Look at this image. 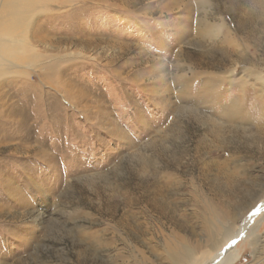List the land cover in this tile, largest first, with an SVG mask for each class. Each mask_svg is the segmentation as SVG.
I'll use <instances>...</instances> for the list:
<instances>
[{"label": "rangeland", "instance_id": "rangeland-1", "mask_svg": "<svg viewBox=\"0 0 264 264\" xmlns=\"http://www.w3.org/2000/svg\"><path fill=\"white\" fill-rule=\"evenodd\" d=\"M39 3L0 33L22 57L0 65V264H174L184 244L200 264L224 249L222 223L239 229L223 263L263 264L264 21L249 0ZM213 17L242 61L180 35Z\"/></svg>", "mask_w": 264, "mask_h": 264}, {"label": "bare ground", "instance_id": "bare-ground-1", "mask_svg": "<svg viewBox=\"0 0 264 264\" xmlns=\"http://www.w3.org/2000/svg\"><path fill=\"white\" fill-rule=\"evenodd\" d=\"M39 1L40 0H2L3 8L5 7L7 9H5V8L3 9V14H2L3 16L0 17V33L9 32L11 30V29H8L9 28L8 23H9V25L12 24L11 19L15 15L21 16L22 14H24L27 16L29 14H33L34 10L38 7L37 5L40 4ZM259 3H264V0H249L250 10L247 11L246 13H253V15L257 16L258 19H261L264 21V12L262 9L263 6L261 4L259 5ZM8 6H10V7H8ZM213 19H214V22H210V21L208 22V20L202 21V23L200 24V27L198 28V31L195 30L196 32H194V34H195L194 38L192 37L190 27L183 30V32L180 35H182V36L185 35V37H187V40L191 41V43L196 42V44H198V45L199 44H203V45L205 44L206 51L209 55H212V53L215 50V47H221L223 54H225L226 56H229V55L231 56L234 54L236 56V60H238V62L242 61L241 59L244 58L243 54L245 53L244 48L246 45L244 46L243 44H240L239 38L236 37L235 35H233V34L229 35V34H231V32H230L231 30H229V28L226 29L223 22L220 23V25H217V23L215 22L216 18L213 17ZM197 26L198 25H196V27ZM238 26L239 25H237L236 30H240V29H238ZM10 28H11V26H10ZM221 30H224L226 32L225 35H220ZM9 33H11V31ZM182 39H183V37H182ZM2 40H3V38L0 40V45H1L0 65L2 63L4 64V61H6L8 59V57L12 56V55H14L13 56L14 59H17V60L22 58V57H20L19 53H17V51L13 48L12 44L9 45L10 44L9 41H7L6 39L3 41ZM227 42L229 43V46H227ZM219 43H220V45H219ZM238 45L240 46V50H237L238 48H236V46H238ZM242 45H243V47H241ZM230 72H233V70H230ZM0 77H1V75H0ZM256 77H258V76H256ZM216 93L218 94V92H212L211 97L215 96ZM241 104H242L241 102L237 101L235 106H232L231 104L226 106L224 113L225 114H231L232 112L237 113V112H235L234 108L237 107L236 111H237V109L239 110V108L242 109V107H240ZM260 105L261 104H259V106ZM260 115H262L260 117H263V113H261ZM221 225H222V227L219 229L210 230L211 231L210 236H211L212 247L216 246L215 249H217L218 244H220L219 247L224 246V249L223 250L221 249L219 252H217L216 256L213 258L206 259V260L203 259L204 261L201 260L202 264H224L223 261L226 260L229 253L233 249V243H234L233 239H236L235 237L238 235L239 229H233L229 225L226 226V224L224 225L223 223ZM213 226H215V225H213ZM240 231H241V229H240ZM258 241H259V239L257 237H254L252 239V244L257 245V243H259ZM263 245H264V243H263ZM183 246L184 247H182V248L180 247V249L175 252L174 264H183V263L192 264V263L197 262L198 260L193 259V252L194 251L192 252V248H190L189 246H187L185 244ZM258 254H264V246L260 249V251H258ZM199 262H198V264H199ZM263 264H264V262H263Z\"/></svg>", "mask_w": 264, "mask_h": 264}]
</instances>
